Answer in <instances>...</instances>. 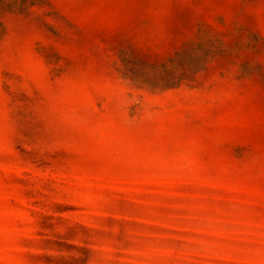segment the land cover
Segmentation results:
<instances>
[{
  "label": "rangeland",
  "instance_id": "1",
  "mask_svg": "<svg viewBox=\"0 0 264 264\" xmlns=\"http://www.w3.org/2000/svg\"><path fill=\"white\" fill-rule=\"evenodd\" d=\"M0 264H264V0H0Z\"/></svg>",
  "mask_w": 264,
  "mask_h": 264
}]
</instances>
